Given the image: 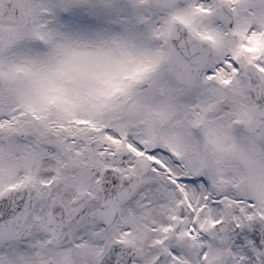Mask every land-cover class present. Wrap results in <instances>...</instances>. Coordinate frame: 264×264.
<instances>
[{
  "label": "snow or ice",
  "instance_id": "6c2138e0",
  "mask_svg": "<svg viewBox=\"0 0 264 264\" xmlns=\"http://www.w3.org/2000/svg\"><path fill=\"white\" fill-rule=\"evenodd\" d=\"M0 264H264V0H0Z\"/></svg>",
  "mask_w": 264,
  "mask_h": 264
}]
</instances>
